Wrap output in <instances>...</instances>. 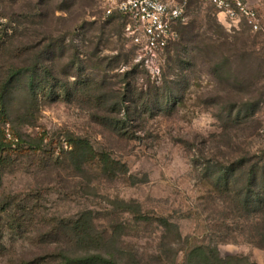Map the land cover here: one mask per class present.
<instances>
[{
  "label": "rangeland",
  "instance_id": "obj_1",
  "mask_svg": "<svg viewBox=\"0 0 264 264\" xmlns=\"http://www.w3.org/2000/svg\"><path fill=\"white\" fill-rule=\"evenodd\" d=\"M110 1L115 0H0V79L11 64L47 53L41 49L49 38L62 44L51 62L56 77L68 84L97 79L83 86L85 92L71 86L67 96L46 98L39 91L32 126L18 118L28 108L24 87L13 88L7 137L12 138L11 129L29 135L36 151L21 146L4 169L0 201L12 209L10 220L24 225L4 227L0 264L26 257L42 264L57 249L114 253L128 264H204L189 253L199 243L216 246L219 256L234 258L232 263L264 264L257 219L230 214L226 194L217 191L211 174L213 166L233 165L245 152L249 157L264 153V31L243 24L230 28L213 5L193 2L179 39L149 68L121 20L105 16ZM215 38L220 44L212 42ZM125 72L138 91L168 84L176 97L170 106L160 91L151 106L155 113L143 114L131 137L95 115L104 108L88 96L96 88L122 90ZM247 106L253 113L249 109L236 117ZM75 136L121 162L122 173L109 178L92 168H75L65 154L67 139ZM87 213L91 237L98 240L74 245L62 220ZM159 217L174 226L159 225ZM6 218L0 212V219ZM106 235L109 239L100 241Z\"/></svg>",
  "mask_w": 264,
  "mask_h": 264
},
{
  "label": "trees",
  "instance_id": "obj_2",
  "mask_svg": "<svg viewBox=\"0 0 264 264\" xmlns=\"http://www.w3.org/2000/svg\"><path fill=\"white\" fill-rule=\"evenodd\" d=\"M198 2L196 0L190 1L187 4L186 12L191 3ZM110 18H117L121 20L120 25L124 27L125 19L119 15H112ZM187 23V21H186ZM186 23H180L176 26L179 36L181 29L186 25ZM239 24H243L248 27L243 20ZM249 28V27H248ZM259 32V31H258ZM229 37L226 34L225 40ZM224 40V39H222ZM61 40L54 38H49L47 43L42 46L43 50L47 53L38 55L37 58L29 61L27 63L11 64L10 67L4 69L2 78L0 79V186L2 184L5 166L9 163L12 153L14 154L22 146L24 150L30 149L36 151L35 144L29 135L26 138L18 130L12 132V138H8L5 124L8 123L9 119V102L8 99L12 93L13 88L22 84L24 94L28 99V108L25 109L23 115L18 116V118L23 120L24 124L32 126L34 124L33 111L37 108V104L40 100V94L44 95L46 98H54L58 94L67 96L72 88H77L85 92L87 86L92 85V81H96L94 77L87 76L84 80L77 79L73 83L68 84L66 80L56 77L55 71L51 66L52 59L55 57L56 53L62 49ZM214 44H220V39H212ZM175 43V42H174ZM172 43V44H174ZM224 44V43H223ZM168 48V47H167ZM166 48V49H167ZM165 49V50H166ZM73 67L78 66V62H73ZM138 64L134 65L131 73L137 71ZM129 72L122 73V80L126 83L122 90L118 92L104 91L101 88L94 89V93H88L94 101L95 105H98L104 109H98L95 113L102 114L103 122L108 121L111 125V129L119 131L120 133L125 132L128 137L132 136V129L137 127L139 118L147 113H155V109H151L153 105H156L157 100H159V93L162 91L161 97H166L167 104L172 106L176 101L174 96L173 88L171 90V85L165 84L163 88L155 87L148 88V90L143 91L140 89L138 91L137 87L128 80ZM182 78L185 77L184 73L179 74ZM121 76V75H120ZM134 76V75H133ZM134 79V77H132ZM71 86H73L71 88ZM85 86V88L83 87ZM178 91V90H177ZM155 97L156 99H152ZM168 105V106H169ZM148 107V109H147ZM249 107H244L236 113V117L242 112H249ZM102 113H101V112ZM157 111V110H156ZM230 108V112H231ZM253 110L250 109V113ZM108 113L107 115H105ZM19 124L21 125V122ZM135 123V125H133ZM264 126L262 127V133ZM40 144L43 142V137L39 139ZM69 147L66 151V155L69 158L71 164L80 171L87 169H95L109 178L116 177L117 174L122 173L120 167L124 166L121 162L113 159L108 152L98 151L94 148L92 143L84 137L75 136L67 139L66 142ZM14 147V148H13ZM258 158L256 163H249L251 158ZM214 177V184L221 194L225 195V201L227 200L230 208V214L233 216H239L241 213H246L251 220L257 219L258 227L262 228L260 231L257 230V234L261 242L264 244V153H259L255 156H248V153H243L238 160L228 167L220 168L212 167V173ZM12 209L8 208L5 203L0 201V212H6V221L0 219V234L5 229V226H9V230H18L24 225V222L20 223L19 220H10L9 212ZM159 220V225L166 227L172 226L173 224L168 222L165 217L157 218ZM64 232L66 236L74 242V245H89L93 241L98 240V238L91 237L92 230V219L90 214H82L75 220H62ZM174 226V225H173ZM107 237H101L100 241ZM104 239V240H105ZM100 243V242H98ZM215 252L213 257L212 252ZM191 256L196 257L198 260H202L204 264H238L232 263L230 256L221 257L217 253L216 246L210 248L204 243L195 244L191 251L189 252ZM234 259V258H233ZM247 260V259H246ZM239 261V260H236ZM42 264H128L124 261L122 255H115L114 253H100V252H71L68 249H57L53 252H49L41 260ZM13 264H40L38 259L33 257H26L25 259H19ZM242 264V263H240ZM244 264H252L247 260Z\"/></svg>",
  "mask_w": 264,
  "mask_h": 264
},
{
  "label": "built area",
  "instance_id": "obj_3",
  "mask_svg": "<svg viewBox=\"0 0 264 264\" xmlns=\"http://www.w3.org/2000/svg\"><path fill=\"white\" fill-rule=\"evenodd\" d=\"M190 1L193 0H115L106 5L105 16L125 19L124 34L149 67V62L179 39L176 26L186 23ZM196 1L213 5L229 27H237L243 20L252 31L261 30L259 15L247 0Z\"/></svg>",
  "mask_w": 264,
  "mask_h": 264
},
{
  "label": "crops",
  "instance_id": "obj_4",
  "mask_svg": "<svg viewBox=\"0 0 264 264\" xmlns=\"http://www.w3.org/2000/svg\"><path fill=\"white\" fill-rule=\"evenodd\" d=\"M247 1L257 11L261 22V29L264 31V0H247ZM218 17L220 18L221 15H218Z\"/></svg>",
  "mask_w": 264,
  "mask_h": 264
}]
</instances>
